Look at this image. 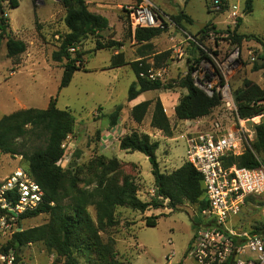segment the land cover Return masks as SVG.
Segmentation results:
<instances>
[{
	"label": "rangeland",
	"instance_id": "obj_1",
	"mask_svg": "<svg viewBox=\"0 0 264 264\" xmlns=\"http://www.w3.org/2000/svg\"><path fill=\"white\" fill-rule=\"evenodd\" d=\"M89 1L116 5L129 0ZM151 1L170 17L185 10L193 17L194 22L206 23L203 28L196 24L185 27L186 31L194 35L196 39L201 36L198 35L199 31L210 23L215 31H211L212 40L205 37V40L200 41L204 48L213 47L214 42L225 48L239 46L245 59L250 54L259 58L260 62H246L243 69L232 80L231 88L233 91L245 80H250L264 90V59L262 58L264 55V0H254V9L248 14L244 12L245 0H227L223 9L216 12L208 7L210 0ZM9 2L10 0H0L6 8L5 16L9 19L11 34L23 40L27 44V50L17 58L19 63L17 64V62L14 63V59L7 57L6 42L4 41L1 45L0 119L4 115L22 110L23 107L46 109L51 98H57V107L69 109L75 118V130L64 141L63 158L58 163L63 170L68 171V176L78 177L79 184L83 186L93 179L92 163L99 156L104 154L110 158H117L125 161L122 162V175L131 176L138 184L140 199L151 202L156 195V188L148 158L139 152L130 153L121 150L119 143L116 142V135L115 139L105 142V137L102 135L107 130L104 114H110L117 105H124L123 119L120 124L127 130L126 133L133 131L145 133L153 130L151 127L153 107L141 124H136L130 116H127L130 106L133 105L132 102H127L129 89L136 81L131 64L140 60L143 65L146 64L150 68L167 69L168 73L163 81L164 88L146 92L141 97L143 100L160 99L165 112L170 116L173 137L166 138L163 133H158L152 138L160 142L157 159L161 169L170 172L185 163L184 136L205 130L208 126L206 127L204 122L181 123L173 114V107L186 93V90L179 87V83L187 75V67L185 63L178 62L174 58L173 46L176 41L172 39V34L163 33L149 43V47L138 44L132 37L129 16L123 9L108 13L111 30L100 33L99 40L108 41L113 38L118 44L110 49L96 51L97 37L84 40L75 50L82 55V70L74 74L68 87L59 91L63 64L53 61L52 53L57 50L61 37L66 34L64 8L59 0L37 2L19 0L20 5L16 9H10ZM95 5L90 6L91 10L103 11ZM112 8L116 10L115 6ZM174 12L179 13L172 14ZM239 20L241 22L238 26ZM228 30L231 32L237 30L241 35H252L258 39L243 40L241 44H234L230 42ZM175 46L179 47L177 44ZM188 53L192 56V53L189 51ZM116 54H119V57L112 59ZM114 61L117 63L123 61L125 65L112 69L111 64ZM256 65L260 69H255ZM13 69H17V74L10 78ZM100 107L103 110H100ZM214 117L222 118L229 123L232 116L221 106L208 119ZM26 166L22 156H11L0 152V180L10 175L16 168ZM89 211L95 219V209L90 207ZM118 212L120 224L111 231V234L117 239L116 248L125 264H192L188 253L195 235L192 219L197 213L196 206L183 204L177 211H172L168 207L151 208L146 213L119 208ZM150 216H159L156 227L146 226L145 218ZM47 221L46 215H39L22 220L18 227L27 229L45 224ZM263 222L257 200L248 198L244 200L232 225L235 231L245 237L255 233ZM102 235L106 240L108 235L105 233ZM11 238L12 235H0V254L3 253L1 250L10 243ZM9 252L15 255L18 264L63 263V260L57 259L56 255L49 252L42 243L28 244L17 252L15 250ZM170 257H172L171 260Z\"/></svg>",
	"mask_w": 264,
	"mask_h": 264
},
{
	"label": "trees",
	"instance_id": "obj_2",
	"mask_svg": "<svg viewBox=\"0 0 264 264\" xmlns=\"http://www.w3.org/2000/svg\"><path fill=\"white\" fill-rule=\"evenodd\" d=\"M37 1L40 0H33ZM59 1L65 10L64 24L67 32L61 37L57 50L52 53V60L63 64L59 85L61 91L70 85L74 74L83 67L82 55L77 51L71 52L70 49L76 50L89 37H97L96 51L113 48L118 42L113 38L108 41L99 40L100 33L111 30L110 23L105 16L90 11L86 0ZM19 5V0H10L8 7L16 9ZM208 7L210 8V1ZM253 9L254 0H245L244 12L248 14ZM5 14L6 8L0 3V48L5 41L7 57L14 59L16 63L17 58L26 52L27 44L11 34L9 19ZM171 18L185 30L187 25H194V20L184 11ZM238 22L239 26L241 20ZM210 25L207 24L199 31L198 35L201 36L198 41L205 40L209 32L215 31ZM163 33L164 31L159 29H138L132 33V37L138 44L149 47V43ZM227 33L230 42L234 44H241L243 40L258 39L252 35H241L237 30H228ZM188 51L193 57H197L198 53L201 59L205 57L203 50L198 47L192 46ZM117 57L119 54L112 59ZM262 58L264 59V55ZM139 63L131 64L136 81L130 86L128 103L137 100L146 92L164 88L161 81L151 82L140 78V72L150 67L146 64L139 67ZM123 65V61H114L111 68ZM255 69L260 68L256 65ZM179 87L186 90V93L175 107V117L178 121L209 118L222 106L219 96L208 97L195 86L190 74L182 78ZM233 96L241 118L250 119L264 114V90L258 84L245 80L233 90ZM124 107L117 105L110 114H104L108 131L118 127ZM151 107V127L161 131L165 137L172 138V124L160 99L147 100L134 106L130 111L131 119L136 124L143 123ZM99 109L103 110L102 107ZM74 130V116L69 109H59L57 98L54 97L46 109H23L4 115L0 119V152L22 156L28 173L43 188L46 195L45 202L37 210L23 214L19 223L39 215L48 217L45 224L14 232L10 243L1 250L2 254H8L10 250L17 252L28 244L42 243L57 259L63 260L62 264H125L116 248L117 239L111 234L120 224L119 208L146 213L151 208L162 207L177 211L181 205L190 204L197 208L196 216L192 219L196 232L201 222L200 212L207 208L208 204L202 175L192 165L184 163L173 171H163L157 159L160 143L154 141L149 134L133 131L120 137L119 146L121 150L139 152L148 158L156 188L152 201L140 199L138 184L134 178L121 173L122 162L104 154L92 163L93 179L81 186L78 177L68 176V171L58 164L63 158L64 141ZM255 131L252 150L246 149L238 156L225 158V167L256 169L264 166V122L257 125ZM90 207L95 209V219L89 211ZM158 220L159 216L146 217L145 224L148 227H156ZM103 233L108 235L106 240Z\"/></svg>",
	"mask_w": 264,
	"mask_h": 264
},
{
	"label": "built area",
	"instance_id": "obj_3",
	"mask_svg": "<svg viewBox=\"0 0 264 264\" xmlns=\"http://www.w3.org/2000/svg\"><path fill=\"white\" fill-rule=\"evenodd\" d=\"M225 2L227 0H210V8L219 11ZM122 9L129 16L133 34L138 29L170 32L176 41L174 58L185 63L186 74H190L195 86L208 97L219 96L222 106L232 116L229 123L219 117L198 119L196 123L204 122L207 129L184 136V161L202 175L208 204L200 212L201 222L190 244L188 255L192 264H264V222L255 233L245 237L232 225L248 198L257 200L264 220V166L248 169L223 165L225 158L238 156L246 149L252 150L255 127L264 122V114L250 119L239 116L231 88L232 80L246 62H260V59L252 54L245 59L239 46L225 48L214 42L213 47L204 48L198 39L149 0L127 4ZM206 39L212 40L213 33L209 32ZM192 46L203 50L205 57L190 56L188 48ZM137 62H140L139 67H144L140 60ZM167 73L165 68L152 67L141 71L139 76L151 82H163ZM45 198L43 188L26 168L18 167L1 179L0 235L18 231L20 217L37 210ZM0 264H18V259L12 252L0 254Z\"/></svg>",
	"mask_w": 264,
	"mask_h": 264
},
{
	"label": "crops",
	"instance_id": "obj_4",
	"mask_svg": "<svg viewBox=\"0 0 264 264\" xmlns=\"http://www.w3.org/2000/svg\"><path fill=\"white\" fill-rule=\"evenodd\" d=\"M142 0H139L138 2H137V0H135V1H131V0H129V1H127V2H125V3H117L116 5H112V4H109V3H103V2H97V3H94L93 1H89V0H86V3L88 4V7H89V9H90V11H92V12H94V13H98V14H101V15H103V16H105L108 20H109V23H110V19H109V17H108V13H114V12H118V11H120L121 9H122V7L123 6H125V5H127V4H133V3H139V2H141ZM149 1H151V0H149ZM189 1V0H188ZM151 2H153V1H151ZM154 3V2H153ZM92 4H96L95 6H97V8H100L101 10H103V11H97V10H91V8H90V6L92 5ZM155 4V3H154ZM156 5V4H155ZM113 6H115L116 7V10L115 9H113L112 7ZM157 6V5H156ZM107 7H109L110 8V10H109V8H107ZM181 11H184L186 14H188L192 19H193V17L187 12V11H185V10H181ZM175 13H179V12H174V13H172V14H175ZM194 20V19H193ZM194 24H199L200 26H202V27H204V25H206V23L205 24H203V23H197V22H194ZM66 32H67V29H66ZM14 35V34H13ZM19 70V69H18ZM17 74V69L16 70H14V71H11V74H10V78H13V77H15V75ZM142 96V95H141ZM139 97L137 100H135V101H133L132 102V106H130V108H129V113H128V115L127 116H130V111H131V109L134 107V106H136V105H138L139 103H141V102H144V101H147V100H143L142 99V97ZM179 102V101H178ZM178 102H177V104H178ZM176 104V105H177ZM176 105L173 107V114H174V116H175V107H176ZM23 109H25V107H23ZM22 109V110H23ZM27 109V108H26ZM167 114V113H166ZM172 114V115H173ZM167 116L169 117V119H170V116H169V114H167ZM123 119V118H122ZM121 119V120H122ZM178 121V120H177ZM197 120H195V121H180L181 123H188V122H196ZM106 132V133H105ZM120 132V133H119ZM127 132V130L124 128V127H122L121 126V124L119 123V125H118V127L116 128V129H114L113 131H107V130H105L103 133H102V135H104V137H105V142H109V139H115V135L117 136L116 137V142L117 143H119V139H120V137H122L123 135H125V134H127L126 133ZM105 133V134H104ZM146 134H149L152 138H153V136L156 134V135H158V133H162L161 131H159V130H157V129H153V130H150V131H148V132H145ZM110 135H111V137H110ZM160 135V134H159ZM164 136V135H163ZM110 137V138H109ZM165 137V136H164ZM166 138H168V137H166ZM165 138V139H166ZM159 142V141H158ZM160 143V142H159ZM106 149V148H105ZM105 152V151H104ZM106 156V155H105ZM110 158V157H109ZM121 161V160H120ZM121 162H125V161H121ZM134 163V162H133ZM181 167V166H180Z\"/></svg>",
	"mask_w": 264,
	"mask_h": 264
},
{
	"label": "water",
	"instance_id": "obj_5",
	"mask_svg": "<svg viewBox=\"0 0 264 264\" xmlns=\"http://www.w3.org/2000/svg\"><path fill=\"white\" fill-rule=\"evenodd\" d=\"M200 28H203L202 26H200L199 24H197ZM205 26V25H204ZM23 229L22 228H19L18 231H22Z\"/></svg>",
	"mask_w": 264,
	"mask_h": 264
}]
</instances>
